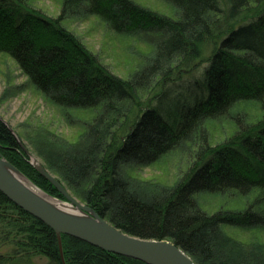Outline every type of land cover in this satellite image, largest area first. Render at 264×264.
Returning a JSON list of instances; mask_svg holds the SVG:
<instances>
[{
	"label": "trees",
	"instance_id": "obj_1",
	"mask_svg": "<svg viewBox=\"0 0 264 264\" xmlns=\"http://www.w3.org/2000/svg\"><path fill=\"white\" fill-rule=\"evenodd\" d=\"M82 1L115 32L144 26L159 39L150 60L123 77L31 0H0V55L67 118L93 113L81 144L54 154L59 162L49 168L57 180L116 227L170 240L198 264H264L253 253L257 245L227 231L264 234V0H163L166 12L135 0ZM224 119L231 132L213 144L214 124ZM186 144H195V160L173 185L148 186L133 174L134 166L158 163ZM0 154L60 193L27 161L1 117ZM202 193L254 199L209 213ZM1 246L45 264H150L68 234L60 243L50 225L0 190Z\"/></svg>",
	"mask_w": 264,
	"mask_h": 264
},
{
	"label": "rangeland",
	"instance_id": "obj_2",
	"mask_svg": "<svg viewBox=\"0 0 264 264\" xmlns=\"http://www.w3.org/2000/svg\"><path fill=\"white\" fill-rule=\"evenodd\" d=\"M81 1L72 2L69 6L65 5L64 0H31V4L45 17L60 20L61 25L77 41L98 55L101 61L117 75L128 77L137 67L143 65V61L148 62L150 60L148 55L159 39L158 33L155 35L147 31L144 26L137 25L131 35L115 32L109 26L107 27L101 18L91 14L89 7ZM135 1L154 10L169 11L168 5L163 0ZM252 107L255 106L250 105L247 108L252 109ZM74 113L76 115L73 114L67 118L63 109L50 103L27 81L26 76L13 60L0 55V117L15 132L27 161L36 170H38L37 166H41L57 179V174L49 168L50 164L57 167L55 163L59 162L60 158H54V154L81 144L83 137L80 134L84 129L83 124H86L84 120H90L93 113L90 111H74ZM241 116L244 122L250 119V115L246 112H243ZM226 120L215 122L214 129L212 128L214 134L211 137L213 144L222 142L227 135L226 133L231 132L230 122ZM193 145L186 144L183 149L175 150L166 155L158 163L134 166L131 170L142 183L145 182L148 186L155 182L173 185L181 179L188 166L194 162L195 151L193 148L195 147ZM50 157L53 160H50ZM35 161L39 164H36ZM18 170L39 189L52 197L74 205L61 192L55 193L48 187H43L23 170L19 168ZM64 188L82 204L88 205L77 197L71 189L66 186ZM253 195V193L245 196L235 193L223 195L202 193L198 196V200L204 210L213 213L223 205L233 209L244 207L245 203L254 199ZM83 213L90 215L87 212ZM227 231L231 238L250 239L253 246H258L253 253L258 255L260 260H264V255L259 256L260 251L264 252V234L258 235L251 230L240 232L227 229ZM230 244L233 247V244ZM10 252V246L0 247V264H45L46 262L40 256L21 257L9 254ZM3 256L5 257L3 258ZM190 256L192 257V255ZM194 261L196 262L195 259Z\"/></svg>",
	"mask_w": 264,
	"mask_h": 264
},
{
	"label": "water",
	"instance_id": "obj_3",
	"mask_svg": "<svg viewBox=\"0 0 264 264\" xmlns=\"http://www.w3.org/2000/svg\"><path fill=\"white\" fill-rule=\"evenodd\" d=\"M38 170L79 210L90 215L69 214L48 203L18 180V168L0 154V190L14 203L50 225L58 234L78 237L102 249L141 259L150 264H197L186 250L167 239L143 238L129 234L101 217L67 192L43 167Z\"/></svg>",
	"mask_w": 264,
	"mask_h": 264
},
{
	"label": "bare ground",
	"instance_id": "obj_4",
	"mask_svg": "<svg viewBox=\"0 0 264 264\" xmlns=\"http://www.w3.org/2000/svg\"><path fill=\"white\" fill-rule=\"evenodd\" d=\"M36 164H39V163L36 162ZM14 174H15V176H16V178L18 180H20L26 186L31 188V190H33L35 193H37L39 196H41L43 199H45L51 205L57 207L58 209L66 212V213H69V214H74V215L75 214H80V215H83V216H87L85 213H83L81 210H79V208L77 206L72 205L69 202H64V201H61V200H59V199H57L55 197H52L48 193H46L43 190L39 189L34 184H32L22 173L15 172Z\"/></svg>",
	"mask_w": 264,
	"mask_h": 264
}]
</instances>
